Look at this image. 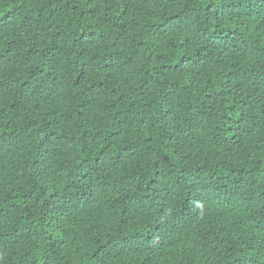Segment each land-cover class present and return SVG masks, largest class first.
Segmentation results:
<instances>
[{
    "label": "trees",
    "instance_id": "trees-1",
    "mask_svg": "<svg viewBox=\"0 0 264 264\" xmlns=\"http://www.w3.org/2000/svg\"><path fill=\"white\" fill-rule=\"evenodd\" d=\"M0 264H264V0H0Z\"/></svg>",
    "mask_w": 264,
    "mask_h": 264
}]
</instances>
